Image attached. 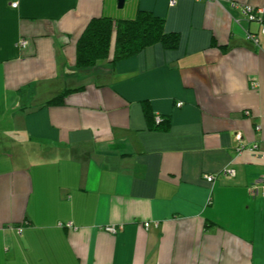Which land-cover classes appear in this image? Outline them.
<instances>
[{"label":"crops","instance_id":"obj_1","mask_svg":"<svg viewBox=\"0 0 264 264\" xmlns=\"http://www.w3.org/2000/svg\"><path fill=\"white\" fill-rule=\"evenodd\" d=\"M243 5L264 0H0V264H264V13ZM143 10L178 46L113 62ZM100 16L110 53L77 67Z\"/></svg>","mask_w":264,"mask_h":264},{"label":"trees","instance_id":"obj_2","mask_svg":"<svg viewBox=\"0 0 264 264\" xmlns=\"http://www.w3.org/2000/svg\"><path fill=\"white\" fill-rule=\"evenodd\" d=\"M114 23L115 21L107 16L94 17L90 20L77 43V67L95 66L109 55ZM116 24L113 62L133 56L156 43L171 49L179 44V33L166 32L165 19L151 11H139L134 18L122 19ZM67 93L68 90H65L50 99L47 104H62ZM147 114L150 115L149 110Z\"/></svg>","mask_w":264,"mask_h":264},{"label":"built area","instance_id":"obj_3","mask_svg":"<svg viewBox=\"0 0 264 264\" xmlns=\"http://www.w3.org/2000/svg\"><path fill=\"white\" fill-rule=\"evenodd\" d=\"M18 5V2H14L13 3V6L14 7H17ZM240 10H241V13L242 15L249 21H260L262 20L261 18V14L264 13V6H261V7H254L252 5H243L240 7ZM261 33L264 35V23L262 25V28H261ZM248 38H250L251 40H253L255 43H259V39H258V36L257 35H254V34H248L247 35ZM21 45L22 46H26L27 45V41H21ZM179 106L182 105V102H180L178 104ZM246 113H250V111H246ZM225 175L228 176V177H233L236 175V170L234 168H227L225 170ZM208 179L210 181L214 180L215 177L214 176H211L209 175L208 176ZM263 188H264V177H263ZM68 226H71V223H68L67 224ZM145 226L146 227H150L151 226V222H145ZM107 230L108 231H111V232H116V228L115 227H107ZM21 231V230H20Z\"/></svg>","mask_w":264,"mask_h":264},{"label":"water","instance_id":"obj_4","mask_svg":"<svg viewBox=\"0 0 264 264\" xmlns=\"http://www.w3.org/2000/svg\"><path fill=\"white\" fill-rule=\"evenodd\" d=\"M126 0H119V6L123 7L125 4Z\"/></svg>","mask_w":264,"mask_h":264}]
</instances>
